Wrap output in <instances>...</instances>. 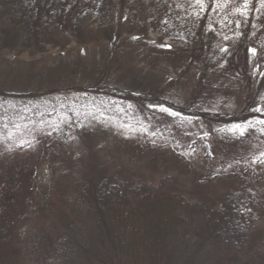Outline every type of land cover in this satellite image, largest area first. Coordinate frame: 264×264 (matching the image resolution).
Returning <instances> with one entry per match:
<instances>
[{
    "label": "rangeland",
    "instance_id": "374dc122",
    "mask_svg": "<svg viewBox=\"0 0 264 264\" xmlns=\"http://www.w3.org/2000/svg\"><path fill=\"white\" fill-rule=\"evenodd\" d=\"M95 82L149 99L0 103V264H117L81 217L119 183L194 200L168 264H264V0H0V91Z\"/></svg>",
    "mask_w": 264,
    "mask_h": 264
},
{
    "label": "trees",
    "instance_id": "16d2710c",
    "mask_svg": "<svg viewBox=\"0 0 264 264\" xmlns=\"http://www.w3.org/2000/svg\"><path fill=\"white\" fill-rule=\"evenodd\" d=\"M38 96H45L57 102L113 98L125 105L144 104L149 99L144 94L106 87L95 82L86 86L73 85L54 89L47 93L0 91V103L22 107L31 104ZM173 109L200 118L208 116L200 111ZM222 117L219 116L218 119ZM119 189L110 198L101 202L93 201L87 206L83 210L81 222L90 224L98 236L111 246L117 264H168L170 242L187 228V215L195 203L194 200L174 191L153 190L144 184L129 186L127 183H119ZM258 201L252 193L246 195V218L243 214L240 216L244 223L248 220L251 222L259 212V209H256ZM221 207L215 215L214 226L223 225L225 221L234 218L237 211L231 204H223ZM211 214H214L213 208L208 209V215ZM72 225L76 223L72 222ZM70 229L71 231L63 234L67 238L66 244H76L78 234L82 233L79 231L82 230L78 229L77 225ZM65 239L62 241L65 242Z\"/></svg>",
    "mask_w": 264,
    "mask_h": 264
}]
</instances>
